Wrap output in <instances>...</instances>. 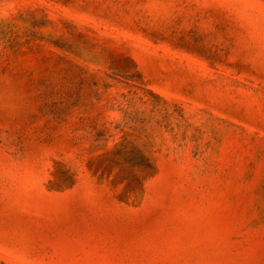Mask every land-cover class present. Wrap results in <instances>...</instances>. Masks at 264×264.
I'll list each match as a JSON object with an SVG mask.
<instances>
[{
  "label": "rangeland",
  "instance_id": "1",
  "mask_svg": "<svg viewBox=\"0 0 264 264\" xmlns=\"http://www.w3.org/2000/svg\"><path fill=\"white\" fill-rule=\"evenodd\" d=\"M0 264H264V0H0Z\"/></svg>",
  "mask_w": 264,
  "mask_h": 264
}]
</instances>
